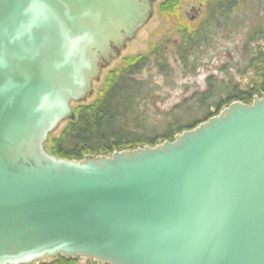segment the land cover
Here are the masks:
<instances>
[{"label":"water","instance_id":"1","mask_svg":"<svg viewBox=\"0 0 264 264\" xmlns=\"http://www.w3.org/2000/svg\"><path fill=\"white\" fill-rule=\"evenodd\" d=\"M155 0H0V264H264V97L155 147L56 158Z\"/></svg>","mask_w":264,"mask_h":264},{"label":"trees","instance_id":"2","mask_svg":"<svg viewBox=\"0 0 264 264\" xmlns=\"http://www.w3.org/2000/svg\"><path fill=\"white\" fill-rule=\"evenodd\" d=\"M198 1L204 10L203 20L195 30L181 32L174 48L175 59L185 70L184 74L196 72L197 66L189 64L190 58L210 45V38L221 26H229V30L236 31L233 28L237 27L232 26L229 19L239 6L248 1L250 9H264V0ZM252 37L264 41V31L254 33ZM162 52L157 50L131 58L117 71L110 72L95 101L89 105H77L73 109L74 120L66 122L57 137L53 134L49 136L46 151L56 158L79 161L85 156H110L114 152L154 147L172 142L176 135L194 129L233 102L249 105L254 97L264 96V55L255 47L249 65L260 79L259 84L255 82L241 89L233 77L228 76L221 81L223 86L220 87L208 78L205 92L192 94L166 112L151 113L146 108L147 103L156 102L154 93L158 89L151 80L142 79L141 75L152 66L157 77L171 80L174 70L163 58ZM257 64L259 68H256ZM188 66L190 70L186 71ZM212 109L217 113L213 114ZM87 261L85 264H90ZM38 264L79 262L77 259L57 257L49 263Z\"/></svg>","mask_w":264,"mask_h":264},{"label":"rangeland","instance_id":"3","mask_svg":"<svg viewBox=\"0 0 264 264\" xmlns=\"http://www.w3.org/2000/svg\"><path fill=\"white\" fill-rule=\"evenodd\" d=\"M256 10L250 9L248 1L244 6H239L229 19V23L237 27L233 28L236 31L229 30V26L221 23L223 25L221 29L210 38V45L190 58L189 64L197 66L196 72L184 74L185 70L175 59L174 48L181 32L195 30L203 20V7L198 0H155L150 20L136 33L135 38L125 45L119 57L102 70L99 81L93 85L92 94L82 105H89L95 101L110 72L117 71L131 58L148 55L157 50H163V58L174 73L171 80L157 77L152 66L142 73L141 78L151 80L158 89L154 93L156 102L149 105L147 103L146 108L151 113L166 112L192 94L205 92L208 78H212L216 86L220 87L223 86L221 81L226 80L228 76H232L241 89L252 86L255 82L259 84L260 79L249 65L255 47L264 55V41L252 37L254 33L264 31V9L259 7V10ZM189 66L186 71L190 70ZM255 66L260 67L259 64ZM76 107L77 105H71L72 110ZM212 113L217 112L212 109ZM65 124L66 122L60 124L52 136L57 137ZM45 147H48V142ZM51 261L52 259H49L44 262ZM78 262L85 264L88 261L79 259ZM90 264L97 263L90 261Z\"/></svg>","mask_w":264,"mask_h":264}]
</instances>
